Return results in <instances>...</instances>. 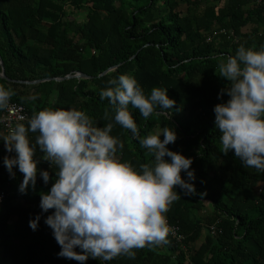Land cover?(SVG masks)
<instances>
[{
    "label": "trees",
    "instance_id": "16d2710c",
    "mask_svg": "<svg viewBox=\"0 0 264 264\" xmlns=\"http://www.w3.org/2000/svg\"><path fill=\"white\" fill-rule=\"evenodd\" d=\"M76 11L87 15L77 21L71 18ZM241 44L264 46V0H0V59L14 80L0 76V84L30 115L46 107H76L103 127L114 113L101 90L123 73L135 76L146 93L168 88L177 101L175 110L148 119L132 111L141 136L175 126L178 139L168 147L194 160L196 194L178 187L179 198L166 213L184 237L170 230L167 243L134 249V258H90L85 264H264V170L246 167L234 151L225 155L215 127L214 107L227 83L215 68ZM77 72L91 78L15 82ZM112 134L124 141L117 153L122 160L139 166L154 159L130 130L116 124ZM36 135L30 133L33 141ZM6 155L15 153L0 142V193L6 194L0 204V264H81L58 256L61 246L45 223L54 210L43 214L38 230L29 225L42 212L41 191L54 180L46 184L38 177L35 189L22 194L23 174L10 177ZM42 155L38 151L37 158ZM40 164L51 168L46 160ZM201 208L203 217L195 213ZM212 225L222 231L212 234Z\"/></svg>",
    "mask_w": 264,
    "mask_h": 264
},
{
    "label": "clouds",
    "instance_id": "9594fccd",
    "mask_svg": "<svg viewBox=\"0 0 264 264\" xmlns=\"http://www.w3.org/2000/svg\"><path fill=\"white\" fill-rule=\"evenodd\" d=\"M215 69L227 81L219 94L222 102L214 107L221 150L225 155L234 151L246 167L264 170V46L241 44ZM107 84L100 94L109 100L114 117L103 127L76 107H46L27 123L0 131V142L8 153H15L4 157L10 177H16L17 167L23 174L22 194L35 189L38 177L46 184L54 180L49 190L41 191L42 212L30 219V227L38 230L43 214L54 210L45 223L61 246L58 256L81 264L90 258L103 262L121 255L134 258V249L167 243L166 213L179 198L178 187L185 195L197 192L193 158L168 147L178 139L176 127L141 136L133 115L132 109L145 119L175 110L177 101L168 88L154 87L146 93L127 73ZM12 95L0 84V111L9 108ZM116 124L130 130L152 154L151 163L136 166L118 157L124 141L112 134ZM30 133L37 134L34 141ZM38 151L43 154L39 159ZM41 159L50 163L54 178L39 168Z\"/></svg>",
    "mask_w": 264,
    "mask_h": 264
},
{
    "label": "built area",
    "instance_id": "2783aa9c",
    "mask_svg": "<svg viewBox=\"0 0 264 264\" xmlns=\"http://www.w3.org/2000/svg\"><path fill=\"white\" fill-rule=\"evenodd\" d=\"M30 117L31 115L29 114V111L24 104L10 100L9 108L2 111L0 114V120H3V123H0V129L6 132L7 126H14L17 122H26ZM5 198L6 194L0 193V204L4 201ZM168 222L172 235L181 240L184 235L182 236L178 234L180 228L177 225L170 224L169 220ZM209 230L212 234H216L218 230L222 231L221 229H218L216 225L210 226Z\"/></svg>",
    "mask_w": 264,
    "mask_h": 264
},
{
    "label": "water",
    "instance_id": "95a60500",
    "mask_svg": "<svg viewBox=\"0 0 264 264\" xmlns=\"http://www.w3.org/2000/svg\"><path fill=\"white\" fill-rule=\"evenodd\" d=\"M0 66H1V70H0V76H2L3 78L8 79L9 81H11L12 79H10L5 72V68H4V63L3 61L0 59ZM117 65L109 67L105 72H103V74H106L107 72H109L110 70L116 68ZM102 74V75H103ZM91 78V76L83 73V72H77L76 74H69L66 77H59V78H45V79H38V80H34V81H17L15 80V82H20V83H26V84H34V83H39L41 81H45V80H51V79H57V80H64V79H69V78ZM14 81V80H12Z\"/></svg>",
    "mask_w": 264,
    "mask_h": 264
},
{
    "label": "rangeland",
    "instance_id": "374dc122",
    "mask_svg": "<svg viewBox=\"0 0 264 264\" xmlns=\"http://www.w3.org/2000/svg\"><path fill=\"white\" fill-rule=\"evenodd\" d=\"M86 15H87V13L84 11H76L75 15H72L71 18H76L77 21H81L82 19H84L86 17ZM204 205H206V208H208L207 205H209V207L212 208V206L208 202H204ZM195 213L197 216L203 217L206 213V210L201 208L200 210H197ZM205 234H206V232L203 231V235L198 239V241L195 242V247H197V248L200 247V245L204 242Z\"/></svg>",
    "mask_w": 264,
    "mask_h": 264
},
{
    "label": "crops",
    "instance_id": "0c3cea01",
    "mask_svg": "<svg viewBox=\"0 0 264 264\" xmlns=\"http://www.w3.org/2000/svg\"><path fill=\"white\" fill-rule=\"evenodd\" d=\"M39 168L51 171V168L49 166H47V165L39 164ZM16 171H19L18 167L16 168Z\"/></svg>",
    "mask_w": 264,
    "mask_h": 264
}]
</instances>
